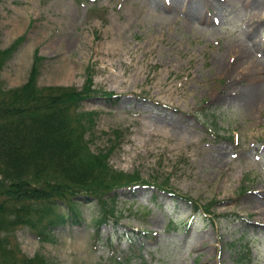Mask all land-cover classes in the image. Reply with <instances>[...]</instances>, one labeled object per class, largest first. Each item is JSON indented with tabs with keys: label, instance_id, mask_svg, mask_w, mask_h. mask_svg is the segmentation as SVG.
<instances>
[{
	"label": "rangeland",
	"instance_id": "374dc122",
	"mask_svg": "<svg viewBox=\"0 0 264 264\" xmlns=\"http://www.w3.org/2000/svg\"><path fill=\"white\" fill-rule=\"evenodd\" d=\"M16 40L3 90L25 84L35 53L40 87L78 90L90 71L116 102L79 103L97 113L89 150L149 182L115 191L119 217L96 236L99 204L74 197L83 222L43 242L17 229L9 241L21 253L47 264H264V0H0V48Z\"/></svg>",
	"mask_w": 264,
	"mask_h": 264
},
{
	"label": "trees",
	"instance_id": "16d2710c",
	"mask_svg": "<svg viewBox=\"0 0 264 264\" xmlns=\"http://www.w3.org/2000/svg\"><path fill=\"white\" fill-rule=\"evenodd\" d=\"M19 41L0 48V73L16 53ZM42 60L35 53L25 84L4 90L0 84V264H47L42 256L29 258L21 253L9 238L25 227L40 241H50L55 228L82 223L74 197L84 195L99 204L96 236L101 226L119 217L116 190L149 184L137 172L112 171L106 160L110 152L95 154L88 148L85 135L97 113H77V107L94 96L115 103L114 93L93 89L90 71L78 90L40 87ZM160 189L198 211L192 198L171 188ZM62 203L65 211H60Z\"/></svg>",
	"mask_w": 264,
	"mask_h": 264
}]
</instances>
